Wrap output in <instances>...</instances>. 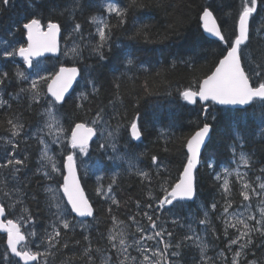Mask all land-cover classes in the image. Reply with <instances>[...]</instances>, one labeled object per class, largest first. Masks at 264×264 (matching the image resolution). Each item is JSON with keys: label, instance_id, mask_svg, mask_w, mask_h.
Returning a JSON list of instances; mask_svg holds the SVG:
<instances>
[{"label": "snow or ice", "instance_id": "obj_1", "mask_svg": "<svg viewBox=\"0 0 264 264\" xmlns=\"http://www.w3.org/2000/svg\"><path fill=\"white\" fill-rule=\"evenodd\" d=\"M11 0H0V8H6ZM259 0H239L238 8L231 27V35L226 37L218 18L210 5H203L197 12L198 25L203 33L216 38L223 46L214 66L204 73L202 77L194 78L188 87L178 91L180 98L188 104L199 103L202 108L203 122H196V128L189 135L183 137L182 153L184 159L181 169L173 180L168 167L157 155H151V169L143 170L136 164V160L145 156L139 153L132 157L127 151L119 152L118 144L125 125L119 120L125 119L116 109V103H123L119 95L120 77H114L117 93L113 99L108 101L107 106H98L94 115L91 107L93 98H98L101 87L97 78L88 70L87 76L82 75L78 66L83 61V50L90 49L92 55L100 61L107 59L105 49L111 52L112 25L106 19L97 16L89 18L90 23L96 25L95 41L86 40L79 23H73L68 31L66 41H71V46L64 51V56L73 61L72 66L61 64L58 70L48 72L31 78L19 65L14 70V79L20 85L14 93H8L12 100L25 98L29 110L40 106L37 113L42 122L38 124L32 138L36 139L40 147V155L37 161L38 167L33 176L42 177L44 181H52L53 184H45L43 191L46 194L45 206L50 212L51 219L42 235L35 230L36 218L32 215L26 205L29 194L25 191L30 185V177L26 175L29 156L22 157L18 154L20 138L25 129L21 114L9 116L6 121L0 122V126L7 125V137H0L4 145L10 146V151L5 150L4 157L0 159V218L10 211L15 213L19 209L15 219H0V231L7 234L6 249L0 256V264H49V258L56 253L68 249L70 245L80 247L79 253H73L66 257L61 264H184L182 259L185 249H194L198 252V259L194 258L193 264H261L260 259H255L254 248H264V167L258 169L259 175L255 181L249 180L248 172L241 168L252 169L254 167V154H248L241 150L237 152L236 144L243 148L244 137L242 133L233 128V143L227 145L233 156L235 168H223V174L216 172L214 180L218 182L223 204L214 201L209 209L202 208L203 215L199 218L200 225L209 228L215 239H219L217 230L212 226L209 219L210 211L215 213L218 206L222 211L216 216L223 227V237L226 241L224 248L220 249L215 257L208 255L210 244L204 236L198 234L192 224L187 225V233L177 240H173L174 231H169L159 223L160 214L166 209L171 211L180 202L194 201L197 196V170L201 163L202 148H206V141L210 139L213 125L208 121L209 108L211 105L231 106L241 114L242 118L251 109V115L258 119V134L264 138V20H261L254 28L252 19L257 13ZM33 10L29 12L23 23L17 29L23 32L26 43L5 48L0 51L4 58L19 57L27 68L33 67L36 58L45 53H56L59 51L58 37L62 32V25L53 15H68L70 20H75L74 13L83 8L81 0H73L72 5L64 8H47L48 18L40 9L43 3L31 0L29 5ZM130 6H140L138 0H132ZM105 12L114 14L118 18V25L126 23L127 9L116 3L109 2L104 6ZM232 17V10L226 13ZM181 20L169 25L177 36ZM142 26L137 29L136 35L142 34ZM256 38L260 43L252 48L251 42ZM78 38V39H77ZM123 63L127 67L135 65L136 60L132 54H125ZM176 61H173L175 65ZM188 67L193 65L188 61H181ZM159 75V73H157ZM78 77L85 80V90L76 97L74 106L77 112H83L84 118L77 119L70 127H65L63 115L60 109L67 102L66 97L78 83ZM13 77L9 72H0V89H5ZM145 92L149 89L145 86ZM151 94V93H149ZM11 108L8 100L3 99L0 93V107ZM108 109H111L109 114ZM215 116L212 119L215 120ZM139 114L133 118L126 128L131 141H139L145 133L138 122ZM117 120L115 126L111 121ZM99 135L98 149L106 155L111 149V155L107 159L122 161L127 164V171L139 177L141 184L147 182L146 195L148 203L144 205L147 209L140 211L142 205L139 200L135 202L136 212L128 217L129 223L120 220L114 214V207L118 209L121 201L114 194L113 185L117 183V174L111 176V183L106 187L103 185V175L96 177V194L107 207L104 209L105 217L111 220L107 234L101 235V242L93 243L88 229L90 224L83 219L74 220L72 214L79 218H92L97 224L100 220L95 214L93 204L85 195L82 187V178L79 169L84 168V175H89L88 165L78 163V150L80 156L89 154V142ZM161 135H164L162 132ZM50 138L52 144L61 148L59 159L50 154L51 149L45 137ZM129 147L125 142V148ZM67 148L73 151L65 150ZM168 151L167 148L164 149ZM98 167V165H97ZM210 170H215L212 162L207 164ZM235 175L236 183L240 185L239 196L242 198L241 207L243 211L230 212L234 201L232 199V188L229 177ZM57 178H61L59 181ZM159 181V191L162 193L158 198L153 195L151 184L153 180ZM222 181V183H219ZM31 199L37 203L39 211V198L36 194ZM255 201V206L253 205ZM171 206V207H168ZM54 210V211H53ZM147 221L145 227L141 220ZM194 219L195 217H191ZM171 223L178 224L179 218L173 217ZM79 226L82 230V240L75 239V229ZM183 227V225H181ZM132 229L131 231L129 229ZM31 229V230H28ZM67 237V239H62ZM37 239L39 242H37ZM259 240V243H257ZM83 241V244H82ZM42 249V250H41ZM135 253V254H133ZM249 255L254 257L249 259ZM18 258V259H14Z\"/></svg>", "mask_w": 264, "mask_h": 264}, {"label": "trees", "instance_id": "obj_2", "mask_svg": "<svg viewBox=\"0 0 264 264\" xmlns=\"http://www.w3.org/2000/svg\"><path fill=\"white\" fill-rule=\"evenodd\" d=\"M116 3L122 8L127 9L126 23L118 25V18L109 15L104 10V6L109 3ZM31 0H11L6 8H0V51L7 48L18 46L25 43L22 31L17 29L33 9L29 6ZM36 3H43L44 7L40 9L44 13L45 23L47 22V8L57 7L64 8L72 5L73 0H36ZM83 8L77 9L74 13L75 20H70L68 15H53V19L62 25V40L66 41L68 31L71 30L73 23H79L82 27V33L86 40L95 41L97 39L96 25L90 23L91 16L103 17L112 25L111 52L105 49L107 59L100 61L98 57L91 54L90 49L83 50V61H79L78 66L82 70V75L87 76L88 70L97 78V83L101 87L98 98H93L91 105L86 104L85 107L93 109V115L98 106H107L108 101L113 99L117 93L114 77H120L118 81L119 95L122 104L117 102L116 109L125 119L119 120L125 125L122 129V136L118 144L119 152H128L132 157H136L139 153H146L145 156L136 160L137 166L143 170L151 169V155H157L159 159L168 167L171 178L174 180L181 169V162L184 159L182 153L186 152L183 148V137L189 135L196 128V122H203L202 108L199 103L189 105L183 101L178 91L188 87L191 81L196 77L209 71L214 66V61L218 59L219 53L223 46L220 43L207 39L198 25L197 12L203 5H210L214 11V15L218 18L226 37L231 35V27L238 8L239 0H138L140 6H130L132 0H81ZM232 10L233 16L228 17L226 13ZM182 23L178 27L179 36L169 28V25L175 24L177 20ZM264 20V0H259L257 13L254 14L252 25L255 28L258 23ZM146 26L142 30V34L136 35L137 29ZM78 39V38H77ZM260 43L255 37L251 42V47L256 48ZM63 45L61 55L63 53ZM132 54L136 63L132 67H127L123 60L125 54ZM176 61L173 65V61ZM181 61H188L193 66L188 67ZM48 64V72L58 70L61 64L72 66L71 59H63L53 61L48 59L44 61ZM26 70L25 65L17 58H4L0 55V72L7 71L13 77L12 82L5 88L0 89L3 99L8 100L11 108L0 107V122L6 121L9 116L21 114L22 122L25 124V131L28 133L37 124H40L38 112L40 106H36L29 110L25 98L20 100H12L8 93H14L20 85H17L14 79V70L17 66ZM159 73V75H157ZM145 86L149 89V93L145 92ZM85 90V80L80 78L73 92L66 98L67 102L60 109L63 115L65 127H70L77 119L84 118L83 112H77L74 106L75 97ZM111 114V109H108ZM139 114L138 122L145 133L139 142H133L127 135V124ZM251 109L242 118L241 114L235 109L216 107L210 104L208 121L213 125L210 141L204 149L201 163L197 170V196L192 202H180L174 209H167L160 214V225L166 227L169 231H174L173 240L179 239L187 233V225L192 224L196 232L207 240L210 244L208 255L215 257L218 251L224 248L226 243L223 237V227L221 221L216 216L222 211L218 206L215 213L210 211L209 219L212 226L217 230L219 239H215L209 228L200 225L198 220L202 217L204 209L214 201H219L222 205L220 192L218 191V182L214 180L216 172L223 174V168H235L233 156L227 145L233 143V128L238 129L243 137V148L236 144L237 152L241 150L248 154H254V167L252 169L241 168V171L248 172V179L255 181V177L259 175L258 169L264 167V138L258 134V119L251 114ZM215 116V120L212 119ZM117 120H112L113 126ZM7 125L0 126V137H7L9 133L6 131ZM24 131V132H25ZM164 135H161V133ZM26 139L22 144L19 143L18 154L22 157L27 154L29 156L28 168L26 175L30 177V185L25 191L29 194L26 198V205L29 207L32 215L36 218L34 225L39 235H42L44 229L48 226L51 219L50 212L45 206L46 194L43 191L44 180L42 177L33 176L37 168L38 144L36 140L23 135ZM100 142L99 135L97 139L90 145L87 160L93 163L95 170L89 173L87 177L82 176L80 169L79 175L82 178V187L85 189L86 196L90 203L93 204L95 214L100 220L97 224L92 219L88 221L91 227L88 232L91 234L93 243L101 242L100 234H107V229L111 225V220L105 217L104 209L107 207L105 202L97 196L96 177L103 175L102 181L106 187L111 183V176L117 174V183L113 185L114 194L121 201V206L116 209L114 214L120 220L130 224L128 217L136 212L135 202H141L140 211L147 210L144 205L148 201L146 192L148 190L147 182L141 184L139 177L130 174L127 171V164L122 161H113L107 159V155H111V149L107 155L98 149ZM125 142L129 147L125 148ZM9 147L4 145L0 140V159L4 157L5 150ZM168 151L165 152L164 149ZM54 147L55 154L59 159V154ZM69 151L67 148L65 154ZM212 162L215 170H210L207 164ZM98 165V167H97ZM61 178H57L59 181ZM232 188L233 207L229 210L234 212L241 207L242 198L239 196L240 185L236 183L235 175L229 177ZM219 183H222L220 181ZM153 195L157 198L162 195L159 191V181L153 180L151 184ZM36 194L39 198V211L35 201L31 199V195ZM171 207V206H168ZM210 210V209H209ZM17 212H9L6 219H15ZM179 218L178 224L171 223L173 217ZM191 217H195L191 219ZM146 227L147 221L137 217ZM183 225V227L181 226ZM31 230V229H28ZM132 230L131 228L129 229ZM83 230L75 229V239L82 240ZM62 239H67L63 237ZM37 242L38 239H37ZM259 243V240H257ZM83 244V241H82ZM6 249L5 236L0 235V256ZM42 250V249H41ZM80 247L72 246L56 253L55 256L49 258V264H61L66 257L71 256L74 252L79 253ZM255 259H260L264 264V248H254ZM194 258L198 259V252L194 249H185L182 259L184 264H193ZM253 259L251 255L248 257ZM15 259V258H14ZM75 264H81L77 261ZM99 264V260L97 261Z\"/></svg>", "mask_w": 264, "mask_h": 264}, {"label": "rangeland", "instance_id": "obj_3", "mask_svg": "<svg viewBox=\"0 0 264 264\" xmlns=\"http://www.w3.org/2000/svg\"><path fill=\"white\" fill-rule=\"evenodd\" d=\"M101 17V16H100ZM103 18V17H102ZM105 19V18H104ZM61 40H62V38H61ZM61 43H62V45H63V48H64V50H63V53H64V51L66 50V48L67 47H70L71 46V41H69V42H67L66 44H64L65 43V40L64 41H61ZM62 53V58L63 59H68V57H65L64 56V54ZM70 59V58H69ZM34 71L32 72V74H28L31 78H35L36 76H37V74H39V75H46L47 74V69H48V64L47 63H45L44 61H40V62H37V63H35L34 64ZM40 121L42 122V118H40ZM37 126H38V124L36 125V127H34L31 131H29L28 133L25 131L24 133H23V135H26L27 137H31L32 138V133L33 132H35L36 131V128H37ZM22 135V136H23ZM20 137V138H18V142L20 143V144H22L24 141H26V139L24 138V137ZM45 139H46V141L49 143V145H50V149H51V152H50V154H54V155H56L55 154V151H54V147H56L57 149H55L56 151H60L61 150V148L60 147H58L56 144H52L51 143V140H50V138H48L47 136L45 137ZM36 140V139H35ZM36 143L38 144V142H37V140H36ZM8 147H10V146H8ZM38 147H39V149H38V158H37V161H38V159H39V155H40V145L38 144ZM69 149V151H71L72 149H70V148H68ZM73 151V150H72ZM76 152H77V155H78V163H82L83 165H88V167H89V173H92L94 170H95V166H94V164L93 163H89L88 162V160H87V156H80L79 155V153H78V150H75ZM36 164H37V162H36ZM37 167H38V164H37ZM80 172H81V174H82V176H84V168L81 166L80 167ZM54 182H52V181H44V184H53ZM253 205L255 206V201H253ZM54 211V210H53ZM240 211H243V208H240V209H237L235 212H240ZM76 228H80L79 226H77ZM133 254H135V253H133Z\"/></svg>", "mask_w": 264, "mask_h": 264}, {"label": "water", "instance_id": "obj_4", "mask_svg": "<svg viewBox=\"0 0 264 264\" xmlns=\"http://www.w3.org/2000/svg\"><path fill=\"white\" fill-rule=\"evenodd\" d=\"M201 31H202V29H201ZM202 33H203V31H202ZM203 35H204L207 39H209V40L219 42L218 40H216V38L211 37V36H209V35L206 34V33H203ZM60 38H61V35L58 37V41H59V51H58V52H56V53H45L43 56L38 57V58H36V59H39V58H47V57H53V58L57 59V58L59 57V53H60ZM25 41H26V40H25ZM18 58H19V57H18ZM79 78H80V77H78V80H79ZM76 84H77V83H74V84H73V88L70 89V92H69V94L67 95V97H68V96L72 93V91L75 89ZM67 97H66V98H67ZM190 105H192V104H190ZM215 106H217V107H225V108H228V109H234V108H232L231 106H220V105H215ZM210 137H211V133H210ZM95 138H96V137H93V139L89 142V145H91V143L95 140ZM139 141H140V140H139ZM209 141H210V139L206 141V145L209 143ZM134 142H138V141H134ZM204 149H205V148H202V154H203ZM185 150H186V149H185ZM202 154H201V157H202ZM199 166H200V165H198V168H199ZM85 195H86V194H85ZM188 202H192V201H188ZM73 215L75 216V214H73ZM77 218H79V217H77ZM0 219H5V217L0 218ZM81 219H91V218L88 217V218H81ZM0 235H4V236H5V242H6V240H7V234L4 233L3 231H0ZM16 259H18V258H16Z\"/></svg>", "mask_w": 264, "mask_h": 264}, {"label": "bare ground", "instance_id": "obj_5", "mask_svg": "<svg viewBox=\"0 0 264 264\" xmlns=\"http://www.w3.org/2000/svg\"><path fill=\"white\" fill-rule=\"evenodd\" d=\"M139 167V166H138ZM79 229V228H78Z\"/></svg>", "mask_w": 264, "mask_h": 264}]
</instances>
